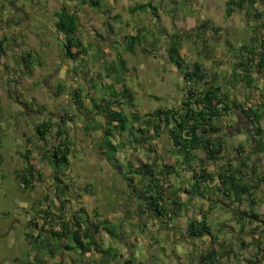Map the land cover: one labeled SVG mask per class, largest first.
Here are the masks:
<instances>
[{
	"label": "rangeland",
	"instance_id": "obj_1",
	"mask_svg": "<svg viewBox=\"0 0 264 264\" xmlns=\"http://www.w3.org/2000/svg\"><path fill=\"white\" fill-rule=\"evenodd\" d=\"M83 1L87 0H14L12 5L8 0H0V6L5 7L0 12V39L7 41L6 53L0 59V264H16L15 259L22 251L32 255L24 240L26 222L35 218V211L40 209L60 214L59 207H63L66 219L82 208L87 219L93 218L97 210L102 219L115 223L107 228L113 230L115 226L118 240L111 241L104 233L100 237L102 247L106 243V247L116 246L120 251L122 259L115 264H123L130 253L141 264H148L150 254H157V250L147 248L149 238L154 239L147 241L150 244L158 240L165 248V263L173 256L170 264H187L184 258L189 255H182L191 245L184 242L187 215L179 218L174 230L168 233H158L156 225L147 218L141 220L146 228L133 222L136 203L126 194V184L112 168L111 160L97 148V138H101L98 131L84 130L83 116L89 115L92 101L98 103L99 96L110 93V79L105 78L103 66L114 64L116 55L126 64L124 85L133 94L132 113L147 114L158 108L178 106L187 89L181 72L166 54L174 45L173 40H178L179 55L185 65L201 62L211 74L224 78L236 98L243 99L248 94L256 98L261 88L258 77L255 76L254 83L258 89L247 90L243 84L233 85L231 74L237 49L264 40V30L259 33L262 22L254 16L246 19L244 12L239 11L226 17L228 0H95L98 2L95 8ZM140 5H146L147 9H139ZM62 6L77 14L79 38L87 50L76 63L61 56L63 38L53 28V14ZM255 10L264 13V0H259ZM131 36L137 40L131 42ZM28 51L32 52V60L26 69L20 56ZM96 80L105 83L104 90L93 87ZM75 91H80L79 99H75ZM60 116H74L64 127L73 147L69 157L71 165L57 173L60 179L57 181L48 156L57 140L63 137H58L52 128L40 140L34 127L47 118L54 122ZM95 118L102 122L100 116ZM222 123L227 154L211 163L209 170L217 171L227 160L231 162L236 153L228 146L241 144L244 152L235 161L238 157L246 161L245 178L257 185L258 176L264 175V154L251 152L255 148L254 131L232 116ZM241 129L246 133H241ZM26 146L32 152L34 168L29 191L21 189L17 178L24 168L21 155ZM153 147L160 153L151 154L145 147L144 151L123 152L121 158L123 162L128 158L135 165L152 161L153 157L173 163L167 152L166 137L156 141ZM65 185V193L61 195L56 187ZM258 201L259 204L255 203L260 209L256 211L264 214V207L259 206L264 204V197ZM41 224L39 221L38 226ZM247 240L243 237L236 249L243 263L245 256L250 255L245 249ZM195 247L192 246L193 251ZM172 250L180 255L172 254ZM93 257L99 258L95 254L81 257L76 252L59 251L54 257L45 254L43 264H56L60 260L63 264H91Z\"/></svg>",
	"mask_w": 264,
	"mask_h": 264
},
{
	"label": "trees",
	"instance_id": "obj_2",
	"mask_svg": "<svg viewBox=\"0 0 264 264\" xmlns=\"http://www.w3.org/2000/svg\"><path fill=\"white\" fill-rule=\"evenodd\" d=\"M8 2L14 5V0ZM258 2L259 0H228L225 8L226 17L234 11L244 12L246 19L254 16L262 22L259 30L261 33L264 30V13L256 12L255 6ZM83 3L93 8L98 6L95 0H87ZM4 8L3 5L0 6L1 13ZM138 8L147 9L146 5H140ZM53 17L55 19L53 28L63 38L61 56L65 60L78 62L87 50L79 38L80 24L77 14L62 6L54 12ZM129 40L132 42L137 38L131 36ZM6 42V38L0 39V59L6 53ZM173 43L166 54L170 63L181 72L187 89L178 106L158 108L147 114L132 113L130 109L134 108L133 94L124 85L127 74L126 64L120 55H116L114 64L103 66L105 78L110 79V83L107 82L110 93L99 96L98 103L92 101L91 108L88 109L89 115L83 116V128L86 132L98 131L101 138H97V148L102 155L111 160L112 168L126 184L128 196L136 202L138 218L145 215L152 224L168 231L176 219L187 211V204L181 199L182 193L188 199L206 198L213 203H221V197L228 198L239 206L242 205L241 208L231 211L238 229L241 231L245 223L254 225L251 235L255 234V238L252 241L256 246L257 255H262V259L249 260L248 264H259L264 261V218L251 206L257 204L256 191L259 185H264V175L258 176L257 185L247 181L243 172L246 161L239 157L237 158L239 160L235 161V158L244 152L241 144L236 147L228 146L236 156L231 162L227 160L217 171L210 173L208 163L219 161L227 154L226 134L221 122L231 116L243 121L254 131L252 139L255 148L251 149V152L264 154V40H258L254 45L251 43L239 47L238 54L234 55L235 61L232 63L233 85L243 84V88L247 90H256L258 88L254 84L257 81L255 76L258 77L261 88L257 99L254 98V94L243 96V99L236 98L234 96L236 94H231L224 78H220L218 74H211L201 62L185 65L184 59L179 55L178 40H173ZM211 59L215 62L213 56ZM31 60L30 51L20 56V61L26 69L29 68ZM105 86V83L97 80L93 84L98 91L104 90ZM79 92L75 91V99H79ZM93 110L96 112L93 113ZM94 116H100L102 122ZM73 117L60 116L54 122L47 118L34 127L35 134L40 140H43L52 128L55 129L58 137H63V140H57V145L52 148L48 156L54 172L53 177L57 181H60L57 173L67 170L71 165L69 157L72 155L73 143L69 141V135L64 127L67 121L73 120ZM241 133L245 134L246 130L241 129ZM163 137L168 141L167 152L172 157L173 163L157 160L156 157L140 165H135L128 158L123 162L121 158L123 152L144 151L145 147L149 148L151 154H159L160 151L153 146ZM31 153L30 148L26 146L25 153L21 155L24 168L17 175L18 183L24 191L32 189L34 168ZM180 172L186 173L188 177L181 178ZM178 178L180 180L177 181ZM66 187V185L57 186L56 189L63 195ZM246 206L249 209H242ZM58 209L61 212L57 215L48 209L37 210L36 217L26 222L24 240L33 254L22 251L15 259L16 264H43L45 254L54 257L59 251L63 254L66 251L76 252L81 256L99 255V258L91 259V264H115L122 259V255L112 246L106 248L101 246L98 236L102 232L111 239H116L118 235L115 226L112 225L114 227L112 231L108 230L107 226L109 227L111 222L98 220L97 210L94 211V217L91 219L85 217L82 208L66 219L63 207ZM198 214L199 211L189 216L185 237L194 241L208 236L212 246L197 257L193 258L192 254H189L188 264H222L221 261L234 251L231 247L233 243L219 237L201 214V220L197 218ZM39 221L42 223L40 227ZM145 225L142 223V226ZM46 226H50V229L46 230ZM63 241L66 242L65 245L62 244ZM56 264H63V261L60 260ZM123 264L141 263L131 256L124 259Z\"/></svg>",
	"mask_w": 264,
	"mask_h": 264
},
{
	"label": "crops",
	"instance_id": "obj_3",
	"mask_svg": "<svg viewBox=\"0 0 264 264\" xmlns=\"http://www.w3.org/2000/svg\"><path fill=\"white\" fill-rule=\"evenodd\" d=\"M210 164H211V162L208 163V170H209V165ZM209 172L212 173L211 170H209ZM185 174L186 173L180 172L179 175H181V178L186 179L188 176L185 175ZM176 180L178 181L180 179L178 178ZM259 186L260 187H258V189L256 191V199H257V203L258 204H259L258 200H261L264 197V185L262 184V185H259ZM185 187H186V184H185ZM126 194L128 195V192H126ZM183 195H185V194L184 193L181 194V199H182V202L187 204V207H186L187 211H184L179 218H181L184 214H186L187 215L186 223H187L189 216L190 215L192 216V214H194L195 212L197 213V211H199V214L197 215V218L199 220H201V218H202L201 215H202L205 218L207 224L210 226V228L213 229V232L217 233L219 235V237L231 241V244L233 243V245L231 247H232V249L234 251L229 253L230 255L228 257L224 258L223 261H221L222 264H248L249 260L250 261H256V260H258L260 258L262 259V257H261L262 255H257L256 246H255V244L252 241L255 238V234L251 235V229H252V227H254V225L245 223L243 229L240 231L238 229V226L235 223V220L233 219V217L231 215V213H232L231 211L232 210H235V209L237 210V209L241 208L242 205L239 206L238 203L230 201V199L225 198V197H221V201H220L221 203H218V202L213 203V202H209V200L206 199V198L202 199V198H199V197H192L191 199H188L187 196H186V198L184 199ZM259 206L260 207H264V204L259 205ZM136 207H137V205H136ZM136 207H135V210L133 211L132 221L133 222L135 221V223L140 224L141 227L146 228L147 225H145V227L142 226V223H145V222H142L141 220L142 219L146 220L147 217L145 215H143V216L138 218L137 217V213H136V211H137ZM257 207H258V205H256V204L251 206V208L254 211H256ZM242 209H249V207H247V206L246 207H242ZM258 209H260V208H257V211H258ZM257 214L261 215V217L264 218V214L263 213L257 212ZM96 215L98 217V220H107V221L111 222V224H115L110 219L109 220L108 219H102L101 218L102 215H100L98 211H97ZM179 218H177L176 221ZM176 221H175V223H176ZM175 223L171 227L170 230H174L173 228L176 225ZM156 228L159 231L158 233H160V232L162 233L164 231L163 229H160L157 226H156ZM185 228H186V224H185ZM170 230L165 231V232L168 233ZM103 233L106 236H108L105 232H102L98 236L99 241L102 239L101 235ZM116 233H117V231H116ZM147 234L150 235V232H148ZM100 237H101V239H100ZM243 237L249 238V240H247V242H246L247 245H246L245 249H247V253H249L250 255L247 256V257L245 256V258L243 260V261H245V263H243L239 259L240 256H239V254L236 251L237 245L240 243V241H241V239H243ZM149 239L150 240H154L153 238H149ZM149 239L146 240L147 248L150 249V250H157V254H154V253L150 254V257L148 258V264H170L171 259H173V256H170L169 257V262L165 263L164 262V258L165 257L163 256V250H165V248L162 247L160 243H158V240L157 241L155 240L154 242H152V244H150L149 242H147ZM115 240H118V237H117V239H111V241H115ZM184 242H188V243L191 242V245L188 247L189 248L188 250H186V249L183 250L182 255L183 254H188V255L192 254L191 256H193V258L199 256L202 253H204L206 250H208L212 246L211 239L208 236H204V237H202L200 239H197V240H194V241H190L189 239H187L185 237V241ZM105 244L106 243H104V247H106ZM156 244H157V246H156ZM180 244L181 243H179V245ZM108 245H111V244H108ZM194 245L196 246L195 247L196 248L195 249L196 252L192 250V246H194ZM107 247H109V246H107ZM114 248L117 250L116 246H114ZM139 248H141V247H139ZM186 251H188V252H186ZM118 252L120 253V251H118ZM172 254H175L176 256L180 255L179 253L176 252V250H172ZM132 255L133 254L130 253L128 258L131 257ZM96 256L98 257L99 255H96ZM81 257H84V256H81ZM138 261L140 262V260H138ZM184 261H187V264H188V257H185ZM259 264H264V261L259 262Z\"/></svg>",
	"mask_w": 264,
	"mask_h": 264
}]
</instances>
